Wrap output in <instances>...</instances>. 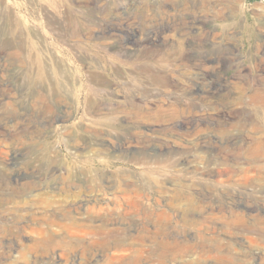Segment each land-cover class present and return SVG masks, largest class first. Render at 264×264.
Returning <instances> with one entry per match:
<instances>
[{"label": "rangeland", "instance_id": "rangeland-1", "mask_svg": "<svg viewBox=\"0 0 264 264\" xmlns=\"http://www.w3.org/2000/svg\"><path fill=\"white\" fill-rule=\"evenodd\" d=\"M68 194L162 224L142 264H264V0H0V228Z\"/></svg>", "mask_w": 264, "mask_h": 264}, {"label": "bare ground", "instance_id": "bare-ground-1", "mask_svg": "<svg viewBox=\"0 0 264 264\" xmlns=\"http://www.w3.org/2000/svg\"><path fill=\"white\" fill-rule=\"evenodd\" d=\"M69 196L70 195L68 194L67 197ZM69 198H73L71 202L69 201L70 207H63L61 209L53 210L50 208L51 210H46L47 212L43 215L44 221H42L40 225L33 230V234L26 233V231L24 230L25 226L22 225V223L20 225H16V228L14 227L15 230L13 229L12 232L7 227L0 228V256L2 258L15 257L21 260L25 259L26 256L31 257V254H39L44 258H48L49 260L51 259L53 260V262H55L56 255H59L60 258L55 263L65 264L62 260H70L74 258V255L77 252L76 246L78 244H81V246L84 248L83 253L81 251L82 254L80 255L81 264H87L90 261L100 258H104L107 264H117L118 261H122L127 264H142L144 260H153V258H155L156 256L158 258H162L163 251L168 247L170 248L169 243L175 242L164 240L163 238L157 241V235H159L161 232L167 237H171L170 232L166 231V229H164V226L162 227V224L158 226L159 228L158 230H156V232L150 233L147 230V227H143L138 234L132 233L130 231L129 225L113 224V226H110V220L112 219L116 211L112 210L108 203L104 205L105 201L102 200V198L99 196L91 199H81L78 202H72L75 199L72 195ZM131 198L135 197H130V199ZM179 198L180 196L176 197V199L174 200L177 201ZM48 200V204L51 205L52 201H50V199ZM117 200L118 199H116V201ZM131 201L132 200H130V202ZM133 201L138 202L136 198ZM119 202L120 204L118 206L121 207V204L124 202V200L122 202L121 199ZM75 203H77V206H75ZM137 206L141 207V205L139 206L138 204ZM133 207H135V205ZM183 207L184 212L187 213V211H190L192 204L190 201H188L187 204H183ZM126 209L127 210H121L119 212V216L123 218L125 216H128L131 218L133 213H135L133 211L135 210V208H131L133 209V212H129L130 208ZM159 212L156 214V219L158 218V216H163L165 211L161 213ZM188 215L189 214L187 213V222H189L188 224H193L194 217H188ZM150 218L151 217H149V219ZM1 219H3V216L0 217V220ZM98 219H101V221H99ZM128 223L129 222H127V224ZM65 230L68 232H74L75 230H77L80 233V237H77L79 238V242H73L74 240H72L71 238L70 239L72 241H69L70 239L67 240V236H65L64 234H58V231ZM188 237L189 238H186L185 243H183L185 245L182 246H185V249L189 250L193 247V236L191 234ZM145 240H156L155 242L157 243V248L155 249L153 247L147 250L136 245H143ZM158 245L160 247H158ZM173 245L171 244V246ZM180 248L183 249V247ZM85 253H88L89 255H86ZM147 254H149L150 256ZM98 261L99 260H97V262Z\"/></svg>", "mask_w": 264, "mask_h": 264}]
</instances>
